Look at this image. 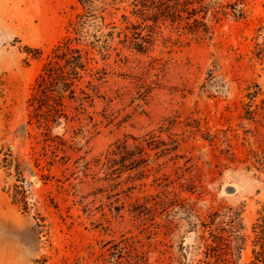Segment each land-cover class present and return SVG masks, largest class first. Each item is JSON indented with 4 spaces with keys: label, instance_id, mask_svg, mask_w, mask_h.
Instances as JSON below:
<instances>
[{
    "label": "rangeland",
    "instance_id": "374dc122",
    "mask_svg": "<svg viewBox=\"0 0 264 264\" xmlns=\"http://www.w3.org/2000/svg\"><path fill=\"white\" fill-rule=\"evenodd\" d=\"M95 7L105 18L86 30L104 40L93 55L106 72L87 109L52 127L59 146L29 123L28 99L85 8L0 0V264H215L214 227L231 261L250 264L264 206V0L242 18L210 15L207 35L150 32L134 0ZM149 132L146 162L113 153Z\"/></svg>",
    "mask_w": 264,
    "mask_h": 264
},
{
    "label": "trees",
    "instance_id": "16d2710c",
    "mask_svg": "<svg viewBox=\"0 0 264 264\" xmlns=\"http://www.w3.org/2000/svg\"><path fill=\"white\" fill-rule=\"evenodd\" d=\"M80 2L85 12H79L70 19L67 34L54 44L48 53L33 84L32 95L28 99L29 123L44 127L46 139H59L57 144L59 146L65 144L66 140L60 135L51 136L52 127L62 124L64 120L74 118L87 109V103L92 102L94 93L98 92L99 84L95 80H102L106 72L105 68L95 64L97 60L93 55L95 49L104 48L106 45L100 43L102 37L86 30L88 25H93V19L101 16L104 20L105 16L96 11L95 0H80ZM134 4L139 7L138 14L143 16L144 21H153L152 24H148L152 27L150 32H154L155 27L168 23L176 31L207 35L211 30L210 15L219 20L229 14L242 18L247 13V0H134ZM139 24L133 23L137 27ZM88 35L93 36L94 39L88 40L83 45L82 41L86 40ZM26 48L36 57L42 53L37 47ZM144 48L145 45L139 43L137 49L144 50ZM87 75H91L92 79L87 80L83 85ZM156 140L153 132L146 133L141 138H137L133 150L128 140H120L116 142L113 153L119 152L124 159L130 157L134 162H146L148 160L146 147L153 146ZM218 213L217 210H209V222L204 224H214L216 220L214 218ZM216 230L217 227L211 230L215 240L208 242L209 256L216 258L215 264H238L227 256L229 237L221 233L220 229L217 232ZM254 232V258L250 264H264V206L254 224Z\"/></svg>",
    "mask_w": 264,
    "mask_h": 264
}]
</instances>
